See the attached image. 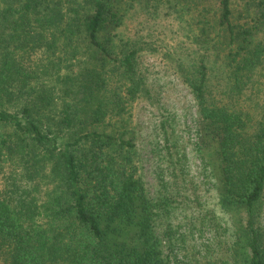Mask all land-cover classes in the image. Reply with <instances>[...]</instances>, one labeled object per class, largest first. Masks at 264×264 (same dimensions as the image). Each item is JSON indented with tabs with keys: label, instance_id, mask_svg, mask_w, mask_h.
<instances>
[{
	"label": "trees",
	"instance_id": "1",
	"mask_svg": "<svg viewBox=\"0 0 264 264\" xmlns=\"http://www.w3.org/2000/svg\"><path fill=\"white\" fill-rule=\"evenodd\" d=\"M130 9L196 107L229 259L264 264V0H0V264H170L126 124L148 92Z\"/></svg>",
	"mask_w": 264,
	"mask_h": 264
},
{
	"label": "rangeland",
	"instance_id": "2",
	"mask_svg": "<svg viewBox=\"0 0 264 264\" xmlns=\"http://www.w3.org/2000/svg\"><path fill=\"white\" fill-rule=\"evenodd\" d=\"M144 17L130 9L122 26L124 35L140 37L144 45L138 64L148 86L145 95L127 103L125 116L135 134L148 193L164 197L156 222L163 254L170 264H237L229 255L234 256L231 235L238 222L218 207L210 178L202 171L193 146L196 107L171 68L150 51L151 42L167 44L169 39L163 37L161 26L149 25L152 22ZM171 35L175 37V33ZM192 191H197V197ZM260 213L264 227V193Z\"/></svg>",
	"mask_w": 264,
	"mask_h": 264
}]
</instances>
